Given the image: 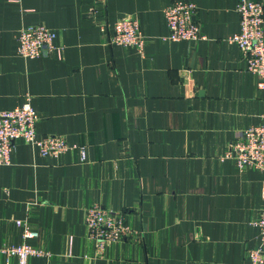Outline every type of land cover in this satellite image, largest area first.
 I'll return each mask as SVG.
<instances>
[{
    "label": "crops",
    "instance_id": "0c3cea01",
    "mask_svg": "<svg viewBox=\"0 0 264 264\" xmlns=\"http://www.w3.org/2000/svg\"><path fill=\"white\" fill-rule=\"evenodd\" d=\"M174 0H0V112L29 101L37 137L85 148L58 158L14 144L0 165L1 250L44 252L28 264H249L259 242L264 175L228 156L258 125L264 93L230 37L239 0H187L202 39L164 40ZM264 2V0H251ZM135 18L143 55L110 45L113 24ZM44 26L58 51L24 58L20 29ZM120 211L134 234L95 254L86 209ZM25 221L38 235L23 238Z\"/></svg>",
    "mask_w": 264,
    "mask_h": 264
},
{
    "label": "built area",
    "instance_id": "2783aa9c",
    "mask_svg": "<svg viewBox=\"0 0 264 264\" xmlns=\"http://www.w3.org/2000/svg\"><path fill=\"white\" fill-rule=\"evenodd\" d=\"M236 10L240 29L230 37L229 42L237 45L247 71L259 79L257 89L264 93V2L239 0ZM196 14V6L187 0H174L167 5L163 9L168 30L164 40H201L203 37ZM55 39V32L44 26L32 25L22 28L16 38L17 52L24 58L42 57L59 50ZM145 41L146 37L139 22L131 17L118 19L113 24L112 34L109 36L110 45L132 48L141 55ZM38 121L39 116L28 100L19 107L0 112V165L11 163L14 144L18 141L35 145L42 156L52 158H58L75 148L80 155V161H86L85 148L82 146H71L63 137L55 135L37 137ZM228 156L240 170L253 167L264 175V108L260 123L243 131L241 138L231 145ZM85 224L88 237L94 241L97 256L102 255L108 245L129 239L134 234L122 212L99 204L86 209ZM255 224L259 228V242L255 248L248 251V260L249 264H264V208ZM16 225L23 228L22 235L25 239L38 235L25 221H16ZM1 252L9 261L13 259L15 264H28L31 257L44 254L42 250L26 243L5 247Z\"/></svg>",
    "mask_w": 264,
    "mask_h": 264
}]
</instances>
